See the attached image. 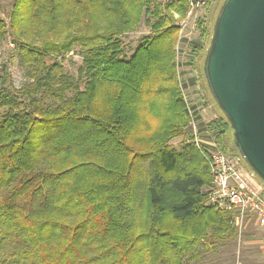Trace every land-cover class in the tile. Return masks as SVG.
<instances>
[{"label":"trees","instance_id":"1","mask_svg":"<svg viewBox=\"0 0 264 264\" xmlns=\"http://www.w3.org/2000/svg\"><path fill=\"white\" fill-rule=\"evenodd\" d=\"M187 9V0H12L0 39L9 32L27 80L13 86L0 63V264H189L205 238H236L231 213L205 204L211 177L184 131L171 21ZM142 19L150 31L127 55L120 36ZM194 25L210 36L203 17ZM75 46L82 61L71 74L62 61ZM205 131L221 151L229 139L236 149L221 111ZM143 158L152 176L138 197Z\"/></svg>","mask_w":264,"mask_h":264},{"label":"rangeland","instance_id":"2","mask_svg":"<svg viewBox=\"0 0 264 264\" xmlns=\"http://www.w3.org/2000/svg\"><path fill=\"white\" fill-rule=\"evenodd\" d=\"M222 1L203 0L202 5L193 11L189 19H187V9L184 16H180L176 11L173 12V20L171 21V24L179 26L184 20H188V22L186 21L187 24L184 30L185 37L181 40L177 49L178 37L175 44L180 80L181 82L184 81L183 91L181 88L180 90L183 98L186 97L187 102L191 105L190 108L197 125L199 138L206 141L213 140L214 142L215 134L206 132L205 124L216 118L220 111L207 90L202 73V62L210 36L206 39H200L198 37L199 32L195 28L194 23L196 18L203 17L211 30V26ZM11 5L12 0H0V17L6 22H8L6 14L10 11ZM152 21L153 19L148 22L152 23ZM149 31L150 27L142 19L135 30L122 34L120 39L123 43L124 52L130 55L141 36L148 34ZM81 61V50L78 46H75L72 52L64 57L62 63L66 72L76 74ZM0 63L8 65L13 86L19 87L27 80L20 60V50L12 44L9 32L0 39ZM188 117V123L184 127V131L188 135L187 140L192 141L194 136L191 132L189 113ZM228 141L229 146L225 153L231 156L239 155L236 149L231 146L230 139ZM170 144L179 147L182 144L181 138L172 139ZM216 147L219 149L217 144ZM241 163L244 169L251 172L249 166L243 159ZM150 176H152V163H150L148 158L139 159L133 171V191L138 194V197L143 195L146 182ZM253 179L257 185H261L264 189V185L261 184L257 176L254 175ZM210 186L211 184L206 188ZM13 201L26 206L36 205V197L34 198V196H19L14 198ZM231 223L237 233L235 239L223 238L220 241H215L214 244H210V239L205 238L203 245L198 249V259L189 264H264V227L255 224L253 220L249 219L245 227H243V230L239 231L233 221Z\"/></svg>","mask_w":264,"mask_h":264},{"label":"water","instance_id":"3","mask_svg":"<svg viewBox=\"0 0 264 264\" xmlns=\"http://www.w3.org/2000/svg\"><path fill=\"white\" fill-rule=\"evenodd\" d=\"M233 143L264 185V0H223L202 62Z\"/></svg>","mask_w":264,"mask_h":264},{"label":"built area","instance_id":"4","mask_svg":"<svg viewBox=\"0 0 264 264\" xmlns=\"http://www.w3.org/2000/svg\"><path fill=\"white\" fill-rule=\"evenodd\" d=\"M187 3V19H189L193 11L202 5L203 0H187ZM186 21L188 22V20H184L179 24L180 29L176 49L185 37ZM183 82L180 80L182 91ZM184 100L191 119V132L194 136L193 143L204 158L211 177V186L204 189L205 204L231 213L232 221L239 231L243 230L249 219L253 220L255 224L264 227V189L261 185L255 183L252 172L244 169L240 155L231 156L218 149L216 147L217 143L213 140L206 141L199 138L197 125L190 108L191 105L187 102L186 97H184Z\"/></svg>","mask_w":264,"mask_h":264},{"label":"crops","instance_id":"5","mask_svg":"<svg viewBox=\"0 0 264 264\" xmlns=\"http://www.w3.org/2000/svg\"><path fill=\"white\" fill-rule=\"evenodd\" d=\"M194 104H195V102H194ZM193 106H195V105H193Z\"/></svg>","mask_w":264,"mask_h":264}]
</instances>
